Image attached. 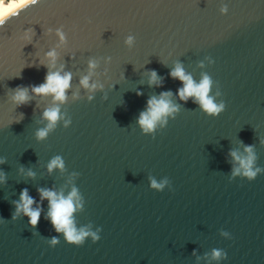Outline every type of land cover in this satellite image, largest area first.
<instances>
[{"label":"water","instance_id":"water-1","mask_svg":"<svg viewBox=\"0 0 264 264\" xmlns=\"http://www.w3.org/2000/svg\"><path fill=\"white\" fill-rule=\"evenodd\" d=\"M177 65L197 84L210 78L220 113L179 97ZM49 72L71 75L65 101L33 93ZM164 92L176 111L144 132L139 115ZM53 107L61 119L38 138ZM248 145L251 180L231 155L246 158ZM55 157L64 167L49 171ZM0 161V264H264V0H37L10 16ZM38 189H75L74 227L100 239L69 244ZM22 190L40 209L36 227L16 211Z\"/></svg>","mask_w":264,"mask_h":264},{"label":"clouds","instance_id":"clouds-1","mask_svg":"<svg viewBox=\"0 0 264 264\" xmlns=\"http://www.w3.org/2000/svg\"><path fill=\"white\" fill-rule=\"evenodd\" d=\"M37 0H7V3L0 2V25H3L5 20L10 16H15L20 10L27 8L29 5L36 3ZM131 37L128 39V43H131ZM49 57H54L53 52L47 54ZM91 67H95L94 64H90ZM170 77L173 79H178L183 83V87L178 89L179 97L187 101L188 98L194 97L199 103L204 111L209 114H218L224 108L223 103L217 105L214 103L213 98L209 95L211 80L205 75L200 83H195L191 76L186 75L183 68L177 65L170 73ZM71 75L65 74L60 75L59 72H49L45 77V82L39 86H34L32 91L37 95H53L54 101L63 102L66 100V90L70 87ZM162 81L157 79V73L152 71L150 85L155 84L157 87L160 86ZM81 84L85 87H89V78L84 77L81 80ZM95 87V85H92ZM142 93H137L141 95ZM170 95V92H164L160 94V98L151 97L147 101V109L142 111L139 115L137 123L141 126L144 132H152L155 130L158 122L162 121L164 117L168 114L176 111V109L170 104V102L165 99ZM13 100L17 102L18 106H24L28 103V98L26 91L20 88ZM23 115V114H22ZM43 117L49 121L48 125L44 129H40L37 132L38 138H44L48 135V132L53 129L57 121L61 119L59 107H53L46 109L43 112ZM19 121H17L18 123ZM67 123V122H66ZM155 139V137H154ZM246 151L249 155L246 158L241 159L232 152L231 155L240 162L243 168V175L248 177L250 180L255 178L257 172L260 169L253 170L252 164L255 160V156L252 154V146H246ZM3 162V161H0ZM63 168L64 164L60 157H55L48 164V169L51 171L53 168ZM240 172V169H235V173ZM164 183H167L165 180ZM151 187L155 189H162L163 183L158 184L154 179L151 181ZM41 199H47L49 201V212L48 219L55 229L56 232H63L65 239L69 244L72 245H82L85 237L92 235L93 240H99L100 237L96 233H89L84 229L77 230L74 227L73 213L76 210V205L74 204V198L77 196V192L73 189L72 193L64 198L62 196L58 197L57 194L49 190L38 189ZM34 203L32 197L27 193V190H22L20 194V202L16 204V211L19 212L23 210L25 215L29 217V224L32 227H36L40 220V209H33L31 205ZM15 219V215L12 217ZM57 238L52 237L51 244L55 245L57 243ZM213 256L219 258L221 252L219 250L213 251Z\"/></svg>","mask_w":264,"mask_h":264},{"label":"bare ground","instance_id":"bare-ground-1","mask_svg":"<svg viewBox=\"0 0 264 264\" xmlns=\"http://www.w3.org/2000/svg\"><path fill=\"white\" fill-rule=\"evenodd\" d=\"M0 2H4V3H7V0H0Z\"/></svg>","mask_w":264,"mask_h":264}]
</instances>
